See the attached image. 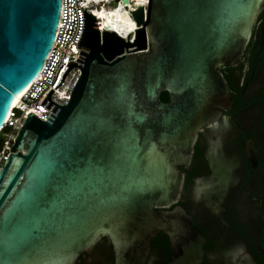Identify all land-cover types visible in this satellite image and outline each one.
Returning <instances> with one entry per match:
<instances>
[{
  "label": "water",
  "instance_id": "water-1",
  "mask_svg": "<svg viewBox=\"0 0 264 264\" xmlns=\"http://www.w3.org/2000/svg\"><path fill=\"white\" fill-rule=\"evenodd\" d=\"M263 4L148 0L127 40L84 10L79 56L56 86L81 69L68 104L51 89L47 121L29 113L0 169V264H77L103 237L113 264H147L160 233L174 251L165 264H200L206 240L176 205L180 167L227 109L219 70L242 59ZM61 7L0 0V130L53 48Z\"/></svg>",
  "mask_w": 264,
  "mask_h": 264
},
{
  "label": "flooded vegetation",
  "instance_id": "flooded-vegetation-1",
  "mask_svg": "<svg viewBox=\"0 0 264 264\" xmlns=\"http://www.w3.org/2000/svg\"><path fill=\"white\" fill-rule=\"evenodd\" d=\"M219 72L230 103L198 133L176 205L206 240L200 264H264V4L244 56ZM165 237L147 264L174 256Z\"/></svg>",
  "mask_w": 264,
  "mask_h": 264
},
{
  "label": "built area",
  "instance_id": "built-area-1",
  "mask_svg": "<svg viewBox=\"0 0 264 264\" xmlns=\"http://www.w3.org/2000/svg\"><path fill=\"white\" fill-rule=\"evenodd\" d=\"M130 2L132 0L128 2H124V0H62L60 21L53 48L39 76L22 94L19 105L12 107L3 128L0 130V169L9 158L15 136L28 118L29 113L33 112L44 121H47L52 111L40 102L51 89L53 90L51 94L52 101L61 106L68 104L72 90L81 76V69L72 67L61 85L57 88L56 86L67 69L66 64L69 61L77 60L79 56L80 50L77 43L84 29L83 11L86 10L87 13L96 16L98 28L102 34L104 31L111 30L101 27L103 18L98 13L109 6L114 7L122 3L121 5L132 16L131 12L137 10L138 7L134 9L130 6ZM142 6H148V1ZM120 36L127 40L129 35Z\"/></svg>",
  "mask_w": 264,
  "mask_h": 264
},
{
  "label": "bare ground",
  "instance_id": "bare-ground-1",
  "mask_svg": "<svg viewBox=\"0 0 264 264\" xmlns=\"http://www.w3.org/2000/svg\"><path fill=\"white\" fill-rule=\"evenodd\" d=\"M128 1L129 0H127V2ZM147 1L148 0H146V2L145 0H132V2H130V6L135 9L142 4H146ZM121 4L114 7L109 6L98 13L103 18L101 27L115 31L122 36L134 34L136 29H138L137 23ZM21 96L13 104L14 107L19 105Z\"/></svg>",
  "mask_w": 264,
  "mask_h": 264
},
{
  "label": "trees",
  "instance_id": "trees-1",
  "mask_svg": "<svg viewBox=\"0 0 264 264\" xmlns=\"http://www.w3.org/2000/svg\"><path fill=\"white\" fill-rule=\"evenodd\" d=\"M161 100L166 102L168 101V94L167 93H163L161 95ZM157 242V244L155 243ZM102 243H105L106 244V247L107 249L103 250L102 249V253L104 255V261H103V264H113L114 263V255H113V250H112V247H111V244L109 242V240L106 238V237H103L102 240L96 244L93 248V250H96L98 248H100L101 244ZM152 246L154 248L158 247V248H161V247H164L166 249V253L168 254V243H167V239L165 237V234L164 233H160L156 239L153 241L152 243ZM86 254H84L83 256L80 257V259L78 260V263L77 264H86Z\"/></svg>",
  "mask_w": 264,
  "mask_h": 264
},
{
  "label": "rangeland",
  "instance_id": "rangeland-1",
  "mask_svg": "<svg viewBox=\"0 0 264 264\" xmlns=\"http://www.w3.org/2000/svg\"><path fill=\"white\" fill-rule=\"evenodd\" d=\"M102 249L103 250L107 249L105 243H102L100 248L96 250L92 249L90 252H88L85 258L87 261V264H103L104 255L102 253Z\"/></svg>",
  "mask_w": 264,
  "mask_h": 264
},
{
  "label": "snow or ice",
  "instance_id": "snow-or-ice-1",
  "mask_svg": "<svg viewBox=\"0 0 264 264\" xmlns=\"http://www.w3.org/2000/svg\"><path fill=\"white\" fill-rule=\"evenodd\" d=\"M145 2H146V0H145Z\"/></svg>",
  "mask_w": 264,
  "mask_h": 264
}]
</instances>
